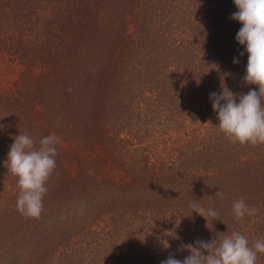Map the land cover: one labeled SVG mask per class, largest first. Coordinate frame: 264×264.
<instances>
[{
  "label": "trees",
  "instance_id": "trees-1",
  "mask_svg": "<svg viewBox=\"0 0 264 264\" xmlns=\"http://www.w3.org/2000/svg\"><path fill=\"white\" fill-rule=\"evenodd\" d=\"M236 11L234 0H0V264H161L226 232L264 241V145L230 142L210 99L225 73L234 94L254 87ZM19 133L57 137L39 219L15 207L6 160ZM193 197L217 220L191 215ZM241 197L259 211L237 220Z\"/></svg>",
  "mask_w": 264,
  "mask_h": 264
},
{
  "label": "clouds",
  "instance_id": "clouds-1",
  "mask_svg": "<svg viewBox=\"0 0 264 264\" xmlns=\"http://www.w3.org/2000/svg\"><path fill=\"white\" fill-rule=\"evenodd\" d=\"M237 9L231 19L241 25L236 41L245 48L247 66L243 76L245 86H254L246 93L234 94L224 80L219 93H211L212 109L217 114L219 130L232 143L264 145V0H234ZM243 55V53H241ZM239 61L234 59L233 63ZM258 89V90H257ZM211 123V122H210ZM6 164L7 172L17 178L19 195L16 210L24 217L39 219L43 211V198L48 191L46 184L56 168L57 137L48 135L37 142L27 133L12 137ZM216 197L223 199L220 191ZM193 197L188 207L191 215L217 220L219 213L205 208ZM259 210L250 208L243 197L233 201L232 215L237 220L254 216ZM221 239L197 240L194 244L181 245L189 253L183 260L169 255L161 264H257L258 254H264V241L249 240L238 231L219 234ZM170 247L167 244L166 249Z\"/></svg>",
  "mask_w": 264,
  "mask_h": 264
}]
</instances>
